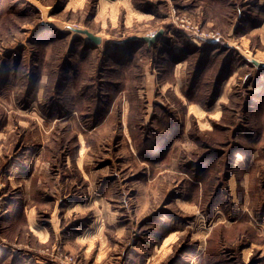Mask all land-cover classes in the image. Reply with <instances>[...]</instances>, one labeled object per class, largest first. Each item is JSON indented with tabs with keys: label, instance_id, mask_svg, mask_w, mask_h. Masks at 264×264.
<instances>
[{
	"label": "rangeland",
	"instance_id": "1",
	"mask_svg": "<svg viewBox=\"0 0 264 264\" xmlns=\"http://www.w3.org/2000/svg\"><path fill=\"white\" fill-rule=\"evenodd\" d=\"M111 1L102 0L98 5L99 0H0V138L5 140L4 144L10 142L5 146L12 153L20 144L25 145L21 152L33 141L43 144L44 152L49 157L51 154L53 165L61 170L70 167L68 158L74 161L73 155L80 147L77 135L87 141L89 154L103 158L110 150L114 163L110 172L113 170L117 177L114 176V181L112 177L103 179L106 195L103 203L115 207L119 216L117 225H126L128 230L127 241L118 242L111 223H103L106 227L99 232L98 221L91 223L94 215L86 211L72 216L71 220L76 219L68 224L69 228L82 229L87 221V225L91 224L82 239L89 242L99 232L107 243L99 246L94 242L88 257L83 250L74 252L63 247V243L55 245L57 241L47 242L40 250L44 249L42 252L59 264H90L97 257L98 246L103 247L106 264L124 261V264H264V78L243 66L242 53L239 55L236 49L228 48L232 40L241 51L248 49L246 54L250 58L256 55L257 59H264V46L256 35L245 34L240 39L242 31L230 39L235 33L231 26L240 25V18L256 0H129L136 11L145 14L131 19L123 2ZM107 4L114 10L106 9ZM71 27L88 29L100 36L103 40L100 51L92 57L81 53L94 45ZM159 30L177 43L183 38L198 48L205 40L190 41L185 32L220 34L219 41L210 42L216 43V49L211 52L215 56L208 78L203 81L205 87H190L193 66L201 51L186 58L184 74L178 80L170 78L173 61L169 53L173 51H156L163 45L161 35L151 45L155 50L136 55L142 64L139 67L135 63L130 68L131 74L141 75L144 66L165 72L170 84L180 85L176 86L182 101L169 88L164 95L155 96L160 102L151 104L147 112V96L140 91L144 82L137 78L130 82L132 89L135 87L133 92L140 89L141 93L139 98H133L134 105L139 101L133 123L130 119L123 122L122 113L117 110L113 126L88 133L86 140L87 133L74 122L91 131L93 121L86 126L78 118L71 124L70 116L61 122L62 118H52L59 114L54 100L61 103L67 76H72V87L99 90V73L108 82L113 73L110 69L118 68L113 52L123 45L135 50L145 43L125 42L126 39L148 36ZM78 42H85L84 47L80 49ZM233 58L234 66L243 68L235 70L236 76L228 84L227 94L223 93L229 78L225 76L220 89H215L219 93L213 110L207 112L211 109L208 104L214 79L223 63ZM121 83L125 87L126 80ZM149 99L152 102L154 98ZM196 100L204 103L201 106L204 114L192 113L200 112L189 107L199 105ZM96 117L95 112L88 118L96 121ZM137 121L140 123L132 127ZM122 123L126 125V136ZM134 130H138L139 138H146V143H135ZM129 144L135 153L132 156L126 148ZM166 146L165 154H154ZM144 148L147 150L143 156L140 151ZM149 153L153 154L149 156ZM159 155L163 156L154 160ZM71 168L76 169L75 164ZM47 185L53 191L54 183ZM5 201L4 193H0V215ZM9 229L4 231L12 236L15 230ZM33 230L42 236L34 227ZM4 231L0 227V236ZM0 239L7 240L6 235ZM126 244L133 253L128 257ZM60 254L71 261L66 262Z\"/></svg>",
	"mask_w": 264,
	"mask_h": 264
},
{
	"label": "crops",
	"instance_id": "2",
	"mask_svg": "<svg viewBox=\"0 0 264 264\" xmlns=\"http://www.w3.org/2000/svg\"><path fill=\"white\" fill-rule=\"evenodd\" d=\"M101 1L102 0H99L98 5H100ZM107 1L113 3L111 0ZM114 2L124 3L123 8L126 13L127 11L130 12L128 14L130 15V19L131 17H144L145 15L141 13V11H136L129 0H114ZM218 6L220 5L218 4ZM107 7L112 9L110 4L106 5V9ZM67 8L74 7L67 6ZM239 22L240 25H238L237 28L235 27L236 24L231 26L232 31L234 29L235 33L230 36V39H235L237 34H241L243 31L244 34L239 36L240 39H242L245 34L256 35L260 45L264 46V0H256V4H253L251 8L244 13V17H241ZM163 35H165L162 39L163 45L160 43L161 48L156 51H167L169 53L172 50L174 53H178L182 50L181 43L172 40V37L166 35V32L163 33ZM169 38L171 40H169ZM102 41L103 40L101 39L100 44H92L94 47L91 46L81 53H85L88 57L96 55L103 45ZM231 41L232 40H229L228 42V48L236 49L239 55L241 53L243 54V60L251 62L252 57L250 58L249 55L246 54V52H248L246 50L248 49H243L241 51V49L235 47ZM84 44L85 42H78L80 49L84 47ZM149 49L151 48L147 47L146 43L136 47L135 50L131 46H119L118 49L113 52V59L118 65V68L116 71L114 70L115 68L110 69L113 73L108 82L104 81V74L102 75V73H99V81L101 83L99 90L91 88L83 91L82 89L72 87V76H67L68 82L62 92L61 103L54 100V103L56 104V112L59 114L53 115L52 118L55 117L58 118V120L62 118L59 120L61 122L70 116L71 124L72 120L77 121L78 118L81 122L86 124V126H89L93 121L91 131H85L82 124L80 125L78 121V124L74 122L75 126H80L84 134L87 133L84 135L87 140L86 137L88 133L91 134L92 131L105 126H113L116 122L117 110L122 113L123 122L130 119V122L133 123L137 117L136 113H138L139 109V101L134 105L133 103L135 102L133 100L135 99V96H137V98H139V94L141 96L140 91H144L147 96V112H150L151 104L157 105L160 102L158 99H155V96L158 93L164 95L165 91L169 88L170 90H173L176 97L182 101V97L178 94L180 91L176 86L178 83L170 84V79H167L165 72L159 73L155 69L150 70V68L144 66L141 69V75L139 74L134 77V74H131L130 68H134L135 63H137V66L139 67H141L142 64L139 61L141 59H137L136 55L138 53L140 55ZM165 56L166 53L162 56L164 61ZM183 56H185L184 59L180 57L181 59L178 58L177 60H172L173 62H170L172 65V74H167L171 76V79L174 78L175 80H178V76L181 75L182 72L184 74L187 64L186 58L189 55L185 54ZM254 58H256V55H254ZM256 60L264 62V59L261 58H256ZM243 66L247 67L246 63H244ZM243 66L237 67L236 70L242 69ZM235 73L236 72L234 71L233 74L229 76L223 86V93H228V84H232V79L236 76ZM137 78L142 80L144 85L141 90L137 89L136 94L133 92L135 87L133 86L132 89L130 82ZM124 79L126 80V84L125 87H122L123 84L121 83V80L124 81ZM159 80L163 83L159 82ZM153 81L155 82V87L157 89L153 88ZM150 97L154 98L152 102L149 99ZM219 101H221V98ZM189 107L197 108L200 111L192 113H205V110L200 104L189 105ZM189 107L187 106L188 112L191 113ZM210 108L211 109L207 110V112L213 110L212 106ZM95 112L97 114L96 121L88 118ZM73 113L75 114L72 115ZM136 123H140V121L135 122L132 127H134ZM122 124L126 136V125L125 123ZM77 136L80 147L76 151L77 154H74L75 156L73 155L74 158L72 157L74 161L71 162V158H68L67 165L70 167L62 170L60 168L58 169L55 164L53 165L54 159L51 158V154L49 157V155L44 152L43 144L40 145V143H34L35 141H33L24 152H21V150L23 151L25 145L20 144L17 148L15 147L16 151L14 149L12 150L15 151L12 153L7 150V147L5 146L7 143L10 144V142L4 144L3 142L5 140L0 138V144L3 143V145H0V193H4L6 200V206L3 204V213L0 215V227L3 231L6 230L7 232L10 230L9 228L15 230L12 236L8 233L6 234L5 231L2 234L3 236L6 235V238L9 241L0 239V264H55L56 260L52 261L49 255L42 252L44 249L40 250V248L45 246L47 242L51 243L53 241H57L55 245H61L63 243V247L74 252L83 250L85 256L88 257L92 252L94 242H98L99 246L103 242L107 243V240L105 239L106 237H101L100 234H98L101 229L103 230L106 227L103 223L112 224L114 236L120 240L118 242L127 241L125 238V232L128 231L126 225H117V221L119 220L117 210L114 206L111 207L109 204L103 203V199L106 196L103 194V188L105 187L103 186V179L112 177L114 181V179L116 180L115 177H117L112 173L113 170L110 172V169L114 167L112 160L113 155L111 156L110 150L104 154L106 157L103 156V158L91 153L89 154L87 152L89 149L87 141L82 140V135ZM124 143L126 145V141ZM11 144H15L16 146L17 143ZM83 146H87V148H84ZM126 148L131 153V156L135 154L131 144L127 145ZM166 151L167 146L159 152H154V154H165ZM152 154L153 153H149L148 155L151 156ZM162 156H155L154 160L160 159ZM132 160L134 161L133 158ZM73 164H75L76 169L71 168L73 167ZM46 165H48V167H46ZM54 166L55 168H53ZM49 177L52 178V180H50ZM49 182L54 183L53 191L51 187L49 190V186L47 185ZM86 211H90L94 215V220L91 223L96 220L99 223V232L92 235L91 239L88 240L89 242L82 239V237L91 223L82 229L77 226L73 228H69L68 226L70 222L76 219L71 220L72 216L82 215ZM32 225L34 229L42 233V236L33 230ZM67 227L69 230L66 229ZM79 230H81L82 233H79ZM120 236H122V238H120ZM13 241H16V244H14ZM99 246L95 253L97 254V257L93 259L90 264L107 263L104 259L105 254H103V247ZM126 246L127 248H125V251L127 254L126 256L128 257L133 253L131 248L128 249L129 244H126ZM120 261L121 260H119V262Z\"/></svg>",
	"mask_w": 264,
	"mask_h": 264
},
{
	"label": "trees",
	"instance_id": "3",
	"mask_svg": "<svg viewBox=\"0 0 264 264\" xmlns=\"http://www.w3.org/2000/svg\"><path fill=\"white\" fill-rule=\"evenodd\" d=\"M253 3H254V1H253ZM164 37H165V35H163L160 38V40H162ZM184 40L185 39L182 38V40H181L182 50H181V52L178 55L175 54L174 52L169 53V54H171V56H170L171 60H177L179 57H182L185 54L191 55L194 52L201 51L202 54L198 57L197 62L195 63V66H193L194 71L192 73V81L190 82V87H192V86L201 87V85H203V81L205 82V80H207V78H208V77L206 78V75L209 74L210 70L212 69V61H213V58L215 56V54H214L215 52L213 54H211V52L216 49V43H210V42H206L205 41L203 46H200L198 48V47H196L194 45L188 44ZM182 41H183V43H182ZM136 42L139 43L141 41L136 40ZM141 43H143V42H141ZM151 49H154V46H151ZM238 61H240V59ZM243 61H244V63H246L247 67H249L251 69V71L254 72L255 75L261 76L262 79L264 78V68H259V67L255 66L254 64H252L251 62H248V61H245V60H243ZM234 62H235V60L233 58L232 60H228V61L223 63L221 69L219 70L218 74L216 75V77L214 79V84L211 87V90H212L211 93H213V94H210L211 95V97L209 98L210 100L207 99V100L211 101L208 104V106H212L213 105V103H214V101L216 99V96L219 93L220 85H222V83L226 80V77L228 78L236 70L237 66L236 67L234 66ZM227 71H228V73H227L228 75H226ZM203 76H205V77H203ZM217 88H219V89H218V92L216 94L215 93V89H217ZM186 96H187L188 99H190L188 94ZM195 103H198V104H200L203 107L205 106L204 103H202L200 101H197V100L195 101ZM169 123H170V121H169ZM136 131H138V130H134V132L132 133L133 139L135 140V143L138 144V145H142V144L146 143V138H142V137L139 138L137 136ZM151 144H153V142ZM150 149H151V147H150ZM146 150H147V148H144V150L142 149V151H140V155H142ZM160 150L161 149H159V151ZM151 151H153V150H151ZM154 151H157V150H154ZM143 156H144V154H143ZM87 223L88 222L85 221L83 223L82 227L86 226Z\"/></svg>",
	"mask_w": 264,
	"mask_h": 264
},
{
	"label": "water",
	"instance_id": "4",
	"mask_svg": "<svg viewBox=\"0 0 264 264\" xmlns=\"http://www.w3.org/2000/svg\"><path fill=\"white\" fill-rule=\"evenodd\" d=\"M72 31L85 35L87 40L92 42L93 44H100L101 43V37L91 33L88 29H80V28H70ZM162 35V30H159L155 35L153 36H132L125 40V42L129 41H135L139 40L143 43H146L148 46H151L152 44H155L159 37ZM251 63L259 68H264V62H260L254 58L251 59Z\"/></svg>",
	"mask_w": 264,
	"mask_h": 264
},
{
	"label": "built area",
	"instance_id": "5",
	"mask_svg": "<svg viewBox=\"0 0 264 264\" xmlns=\"http://www.w3.org/2000/svg\"><path fill=\"white\" fill-rule=\"evenodd\" d=\"M183 22V20L181 21ZM182 27H184L183 25H181ZM188 31V30H186ZM187 33L189 36H190V41H201V40H205V41H208V42H216V41H219L221 39V36L219 33H210V34H205V33H201V34H197V33H194L192 31H188V32H185ZM155 35V33L153 34H150L148 36H153ZM61 257H64V260L67 262V261H71V258H69L68 256H63L62 254H60Z\"/></svg>",
	"mask_w": 264,
	"mask_h": 264
}]
</instances>
